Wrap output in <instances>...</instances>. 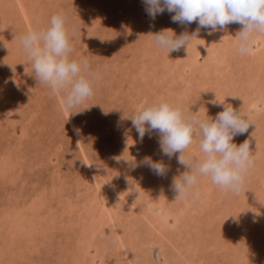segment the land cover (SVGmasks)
<instances>
[{"label": "rangeland", "instance_id": "obj_1", "mask_svg": "<svg viewBox=\"0 0 264 264\" xmlns=\"http://www.w3.org/2000/svg\"><path fill=\"white\" fill-rule=\"evenodd\" d=\"M145 7L0 0V264H264V34L240 55L241 25L209 35L167 11L153 20ZM60 11L71 58L100 74L78 115L35 78L18 42ZM165 29L198 35L167 53L151 38ZM161 98L202 119H214L225 99L251 118L233 140L248 139L255 161L238 194L199 176V199L176 197L173 179L187 171L179 153L164 156L156 131L141 140L130 117ZM199 139L184 153L193 164L203 156ZM146 156L166 175L131 163Z\"/></svg>", "mask_w": 264, "mask_h": 264}, {"label": "clouds", "instance_id": "obj_2", "mask_svg": "<svg viewBox=\"0 0 264 264\" xmlns=\"http://www.w3.org/2000/svg\"><path fill=\"white\" fill-rule=\"evenodd\" d=\"M143 3L153 20L167 11L174 13L171 16L174 23L196 22L199 28L210 29L209 35L229 24L241 25L235 40V49L240 55L251 53L255 34H264V0H143ZM196 35L198 32L176 36L172 30L165 29L152 34L151 38L155 47L169 53L187 48L191 36ZM18 42L32 64L35 78L49 87L52 97L62 95V110L68 111L69 115L83 114L87 107L78 106L93 96L94 84L100 79V74L92 70L87 59L77 61L71 58L73 46L65 13L53 14L47 27L29 29L19 36ZM217 102L223 110L214 119L209 116L202 119L195 112L185 113L181 107L163 98L139 107L135 115L130 116L141 140L146 133L156 131L164 156L171 159L179 153L177 162L187 171L173 179L176 197L184 199L192 195L199 199V176L209 177L221 191L238 194L246 174L255 166L250 141L246 139L239 146L233 143L234 137L243 135L254 125L251 118L225 103V99ZM74 108L78 110L72 111ZM194 137H200L199 148L203 153L195 164L184 155ZM125 162L129 160L125 159ZM131 163L134 167L147 166L158 176H164L168 171L162 161H153L147 156L139 164Z\"/></svg>", "mask_w": 264, "mask_h": 264}]
</instances>
